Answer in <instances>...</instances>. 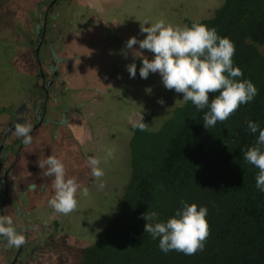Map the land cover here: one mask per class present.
Masks as SVG:
<instances>
[{
  "label": "trees",
  "instance_id": "16d2710c",
  "mask_svg": "<svg viewBox=\"0 0 264 264\" xmlns=\"http://www.w3.org/2000/svg\"><path fill=\"white\" fill-rule=\"evenodd\" d=\"M22 15L17 10L10 18L18 23ZM193 22L230 38L234 66L243 73L237 79L251 80L258 94L207 129L208 109L197 110L191 101L174 107L157 127L152 112L142 114L144 130L132 128L122 206L82 248L78 264H264V193L256 188L258 169L243 159L258 135L247 130L248 122L264 128V0H224L214 16L188 18L186 25ZM12 34H20L16 26ZM181 201L208 208L209 235L194 255L165 254L144 232L142 214L156 211L166 221Z\"/></svg>",
  "mask_w": 264,
  "mask_h": 264
},
{
  "label": "rangeland",
  "instance_id": "374dc122",
  "mask_svg": "<svg viewBox=\"0 0 264 264\" xmlns=\"http://www.w3.org/2000/svg\"><path fill=\"white\" fill-rule=\"evenodd\" d=\"M84 1L80 0L79 6ZM223 2L224 0H97L92 11L96 13V19L102 18V25H97L93 31H84L91 30L88 28L70 31V35L64 37L63 41L59 38L54 42L60 47L67 45V56H82L75 63L64 66L65 69L82 68V72L69 81L67 86H63L66 97H59L57 103L62 110L66 109L74 114V121L67 128L51 124L54 127L52 131H59L57 139L38 145L32 141L29 153L30 156H35V160L27 168L36 182L35 186L45 182L50 187L47 195L34 190L33 199L42 201V204L35 203L38 206L32 208L30 204H26L30 208L26 211L40 215L41 223L43 219L48 221L52 218L49 223L44 224L47 226H38V230L41 233L43 227L46 228L43 231L59 229L58 233L63 241L52 243L50 238L57 237V232L44 233L38 239L39 245L26 258V262L30 261L28 264H78L82 248L96 240L98 231L122 206L125 187L131 177V121H138L140 115L150 111L154 114L153 127H157L174 107L184 103L183 94L166 89L158 73H150L146 79L140 78L141 59L134 57L133 52L141 51L148 59H152L153 53L139 49L138 44L132 49H126L128 39L135 37L139 41L145 38L146 33L140 31L145 21L154 23L163 19L174 26H185L188 18L214 16ZM28 8L26 0H0V82L2 79L7 82L11 77L10 86L14 84V88L19 86L20 89L25 82L23 89L19 90L21 97L27 83L22 77L23 70L28 68L30 73L38 70L23 52L26 43L22 38L26 33L22 32V19L18 23L15 20L14 23L10 16L17 10L24 15ZM11 21L13 23L10 27ZM13 26L17 27L22 36H10ZM28 26L31 29L32 24ZM32 36L33 34L31 38ZM76 41L77 44L74 43ZM133 62L137 71L136 76L131 78L127 65ZM36 79L37 75L33 73L30 80ZM5 87L8 86L4 85ZM17 94L18 91L15 92L16 96ZM41 132L42 129L38 130L33 138L41 136ZM109 148L113 150V156L105 162V150ZM51 154L63 160L67 176L77 177L81 186L88 188V196L78 195L77 207L67 215L57 213L48 204H44L54 194V178L45 174L46 166L40 168L39 165ZM90 156L101 158L100 166L105 173L102 177L103 188H99L100 181L91 176L87 165Z\"/></svg>",
  "mask_w": 264,
  "mask_h": 264
},
{
  "label": "clouds",
  "instance_id": "9594fccd",
  "mask_svg": "<svg viewBox=\"0 0 264 264\" xmlns=\"http://www.w3.org/2000/svg\"><path fill=\"white\" fill-rule=\"evenodd\" d=\"M140 31L146 33L144 39L138 41L131 37L125 45L126 49H132L138 44L139 49L153 53L152 59H148L141 51L133 52L134 57L141 59L140 78L146 79L150 73H158L166 89L183 94L182 101H191L197 110L207 108L203 115L205 129L215 126L218 121H225L241 105L252 102L258 94L251 80L237 79L243 73L233 63L235 45L230 38L219 36L214 27L201 22H193L191 26H174L160 19L154 23L145 21ZM127 71L131 78L136 76L135 62L127 65ZM209 93L218 95L210 100ZM131 126L143 131L145 124L142 115L138 121H131ZM13 130L17 137H22L23 145L32 143L31 125L16 123ZM247 130L258 135L255 144L244 151L243 159L258 169L256 188L264 193V128L257 122L249 121ZM112 156L113 150L106 149L105 162ZM87 165L91 176L100 181L98 187L103 188L102 177L105 173L100 166L101 158L90 156ZM39 166H46L45 174L54 178V194L48 204L55 212L67 215L77 207L78 195L88 196V188L82 187L77 177L66 175L65 164L57 155L47 156ZM181 205L166 221L161 220L156 211L142 214L141 218L146 221L144 232L150 234L153 240L158 239V247L165 254L177 251L194 255L203 251L209 235L208 208L184 201H181ZM27 230L22 224L17 226L11 215L0 213V239H6L7 247L23 246Z\"/></svg>",
  "mask_w": 264,
  "mask_h": 264
},
{
  "label": "flooded vegetation",
  "instance_id": "af4514ba",
  "mask_svg": "<svg viewBox=\"0 0 264 264\" xmlns=\"http://www.w3.org/2000/svg\"><path fill=\"white\" fill-rule=\"evenodd\" d=\"M79 1L26 0L29 8L26 9V14L22 15L21 20L22 32L26 33L23 40L21 39L26 43L23 52L33 61L38 71L30 73L27 71L28 68L23 70L22 77L27 80L26 88L22 91L23 97L19 90L23 89L25 82L22 89L19 86L14 88V84L10 86L11 77L7 79V82L3 79L0 82V213L11 215L17 226L22 224L28 229L24 233L26 243L20 248H9L6 239H0V264L30 263V261L26 262V258L29 257L33 248L39 245L38 239L44 233L57 232V237L50 238L52 243L63 241L58 233L59 229L54 231L48 225L51 231H43L45 227L41 233L38 230V226L41 224L47 226L44 224L49 223L48 221L52 218L48 221L43 219L41 223L40 215L26 211L38 206L35 203L42 204V201L33 199V191L38 190L42 195H47L50 186H47L45 182L35 186L36 182L33 181L34 178L31 177L27 168L31 161L35 160V156H30L29 153L31 144L23 145L22 137H17L13 129L16 123L31 125L32 141L38 145L58 138L59 131L57 129L52 131L54 127H51V124L67 128L69 123L74 121V114L66 109L62 110L57 103L59 97H66L63 86H67L69 81L77 78L82 72V68L65 69L64 66L75 63L82 56H67L65 54L67 45L63 44L60 47L54 42L59 38L63 41L64 37L70 35V31L79 30V28L80 30L88 28L91 30L84 31H93L97 25L104 23L100 21L102 18L96 19V13L92 11L93 4L97 0H85L86 2H82L80 6ZM31 24L30 29L28 25ZM31 34H33L32 38ZM74 43L77 44L78 41ZM33 73L37 75L36 81H31ZM4 85L8 87L4 88ZM15 89L18 91L17 96ZM40 129L43 134L33 138ZM26 204H30V208H27ZM44 204H48L47 201Z\"/></svg>",
  "mask_w": 264,
  "mask_h": 264
}]
</instances>
